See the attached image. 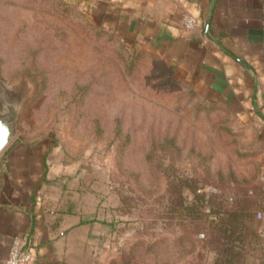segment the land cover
<instances>
[{
  "label": "rangeland",
  "instance_id": "rangeland-1",
  "mask_svg": "<svg viewBox=\"0 0 264 264\" xmlns=\"http://www.w3.org/2000/svg\"><path fill=\"white\" fill-rule=\"evenodd\" d=\"M0 77L28 88L13 141L51 143V159L97 196L89 219L103 229L76 264L261 259L257 229L205 218L253 213L257 143L173 61L76 0H0Z\"/></svg>",
  "mask_w": 264,
  "mask_h": 264
},
{
  "label": "crops",
  "instance_id": "crops-1",
  "mask_svg": "<svg viewBox=\"0 0 264 264\" xmlns=\"http://www.w3.org/2000/svg\"><path fill=\"white\" fill-rule=\"evenodd\" d=\"M76 1L102 25L173 61L195 89L225 105L257 143L262 166L264 0ZM188 17L196 20L190 29ZM257 185L253 213L261 208ZM98 207L86 179L66 176L51 159V143L12 141L0 154V264L16 236L27 237L30 264H76L89 237L103 229L101 219H89ZM257 226L264 246V217Z\"/></svg>",
  "mask_w": 264,
  "mask_h": 264
},
{
  "label": "water",
  "instance_id": "water-1",
  "mask_svg": "<svg viewBox=\"0 0 264 264\" xmlns=\"http://www.w3.org/2000/svg\"><path fill=\"white\" fill-rule=\"evenodd\" d=\"M28 88L20 83L7 85L0 77V154L17 135V122Z\"/></svg>",
  "mask_w": 264,
  "mask_h": 264
},
{
  "label": "built area",
  "instance_id": "built-area-1",
  "mask_svg": "<svg viewBox=\"0 0 264 264\" xmlns=\"http://www.w3.org/2000/svg\"><path fill=\"white\" fill-rule=\"evenodd\" d=\"M196 25V20L193 17H188L184 21V26L187 29L193 28ZM258 184L261 193V208L255 212L258 220L264 217V162L261 166L258 175ZM260 235L264 238V227L259 228ZM26 236H16L12 239L7 257L2 264H30L33 256L31 249L28 246Z\"/></svg>",
  "mask_w": 264,
  "mask_h": 264
},
{
  "label": "trees",
  "instance_id": "trees-1",
  "mask_svg": "<svg viewBox=\"0 0 264 264\" xmlns=\"http://www.w3.org/2000/svg\"><path fill=\"white\" fill-rule=\"evenodd\" d=\"M201 189L197 190L196 196H201ZM201 199V198H200ZM185 212L188 214H191L193 212H199V209L197 207H183ZM254 215V217H253ZM219 216V215H218ZM216 213H209L207 216H205L206 219H210V222H214L213 220H218L217 224L213 225L212 227H227L228 223H232L235 219L242 220L245 224H248L250 227H253L254 229H257V218L255 216V213L253 214L249 210H231L226 213V217H218Z\"/></svg>",
  "mask_w": 264,
  "mask_h": 264
}]
</instances>
